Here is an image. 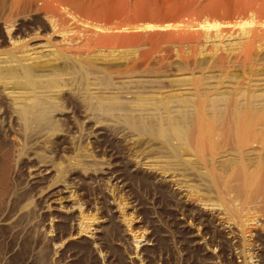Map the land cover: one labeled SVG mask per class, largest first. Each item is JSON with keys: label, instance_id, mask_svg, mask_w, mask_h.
<instances>
[{"label": "rangeland", "instance_id": "obj_1", "mask_svg": "<svg viewBox=\"0 0 264 264\" xmlns=\"http://www.w3.org/2000/svg\"><path fill=\"white\" fill-rule=\"evenodd\" d=\"M65 1L0 0V264H264L256 180L133 128L204 96L262 116L264 0Z\"/></svg>", "mask_w": 264, "mask_h": 264}, {"label": "bare ground", "instance_id": "obj_2", "mask_svg": "<svg viewBox=\"0 0 264 264\" xmlns=\"http://www.w3.org/2000/svg\"><path fill=\"white\" fill-rule=\"evenodd\" d=\"M29 1L32 3L38 2V5L42 2V0ZM43 1L45 3L47 0ZM63 1L60 0L61 3H68ZM218 1V6H222L225 2V0H222V3L220 2L221 0ZM58 2L59 0H51L45 4L54 7L58 6ZM72 2L70 4H72ZM214 4L218 10L222 11L216 3ZM215 5H213L214 8ZM224 7L225 6H223V8ZM219 25L220 24H215V26ZM29 81L30 78L27 79V82ZM206 89L210 90V88L207 87ZM198 100L199 101L192 100V102L182 100V102L186 104H184L185 107L192 106L190 111L184 109V107L179 114H174L171 112L172 110L169 111L168 109V111L166 110L167 114H165V118H156L157 116L152 120H144L145 118H141L134 123L133 128L139 134L152 135V137H157L165 142L175 141L181 146H186L184 150L189 153H194L195 155L202 154L203 157L209 159H216L217 156L222 157L223 161H219L217 166L222 169L224 168L226 173H229L231 180L239 182L248 181V186H251V182L256 180V183H258L259 186L257 191L264 198V157H254V147H250L252 143L260 142V138L258 137L260 134L255 132L254 121L261 115V108L259 109L258 106L253 104L255 101H253V103L252 101H248L245 106H242L238 97H235L234 95H219L213 98H207L204 96ZM209 101H211V103ZM113 105L107 110H112L114 108ZM120 106L118 107L116 104L115 107L120 108ZM262 114L263 115L260 117L264 119V112ZM32 116L35 117L34 112L26 110L24 118L27 122L31 120ZM261 148L264 150V146ZM213 163H215V161ZM252 167L256 169L249 172L248 169ZM213 168L214 167H212V169L210 168V172L212 177H215L214 173L216 171H214ZM216 168L217 167H215V170ZM244 187H246V184ZM199 219H201L200 216Z\"/></svg>", "mask_w": 264, "mask_h": 264}, {"label": "built area", "instance_id": "obj_3", "mask_svg": "<svg viewBox=\"0 0 264 264\" xmlns=\"http://www.w3.org/2000/svg\"><path fill=\"white\" fill-rule=\"evenodd\" d=\"M11 212H10V210H9V206H8V210H5V209H0V215L1 216H7V215H9Z\"/></svg>", "mask_w": 264, "mask_h": 264}]
</instances>
